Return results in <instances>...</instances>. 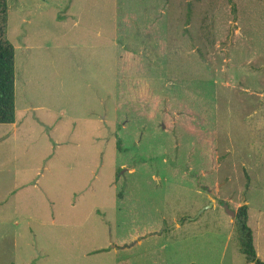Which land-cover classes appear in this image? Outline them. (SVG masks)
Listing matches in <instances>:
<instances>
[{
	"label": "rangeland",
	"instance_id": "1",
	"mask_svg": "<svg viewBox=\"0 0 264 264\" xmlns=\"http://www.w3.org/2000/svg\"><path fill=\"white\" fill-rule=\"evenodd\" d=\"M7 2L0 264L264 261V0Z\"/></svg>",
	"mask_w": 264,
	"mask_h": 264
},
{
	"label": "trees",
	"instance_id": "2",
	"mask_svg": "<svg viewBox=\"0 0 264 264\" xmlns=\"http://www.w3.org/2000/svg\"><path fill=\"white\" fill-rule=\"evenodd\" d=\"M231 1V0H230ZM8 2L0 0V124H14L16 121V75L15 46L7 36ZM116 146L123 151L120 137ZM245 190H249V177ZM236 241L239 252L249 264H264L254 246V233L249 225L248 205L240 206L234 217Z\"/></svg>",
	"mask_w": 264,
	"mask_h": 264
},
{
	"label": "water",
	"instance_id": "3",
	"mask_svg": "<svg viewBox=\"0 0 264 264\" xmlns=\"http://www.w3.org/2000/svg\"><path fill=\"white\" fill-rule=\"evenodd\" d=\"M244 202H245V197H243L241 203L243 204ZM231 214H232L233 216H235V213H234V212H231Z\"/></svg>",
	"mask_w": 264,
	"mask_h": 264
}]
</instances>
